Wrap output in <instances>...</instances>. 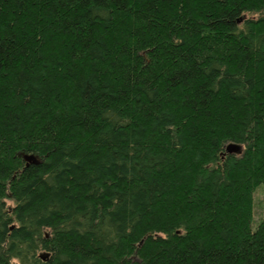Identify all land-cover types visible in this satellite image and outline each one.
Segmentation results:
<instances>
[{"label": "trees", "instance_id": "16d2710c", "mask_svg": "<svg viewBox=\"0 0 264 264\" xmlns=\"http://www.w3.org/2000/svg\"><path fill=\"white\" fill-rule=\"evenodd\" d=\"M259 186L264 0H0V264H264Z\"/></svg>", "mask_w": 264, "mask_h": 264}, {"label": "rangeland", "instance_id": "374dc122", "mask_svg": "<svg viewBox=\"0 0 264 264\" xmlns=\"http://www.w3.org/2000/svg\"><path fill=\"white\" fill-rule=\"evenodd\" d=\"M254 219L252 227L255 229L257 223L264 217V186H259L253 195Z\"/></svg>", "mask_w": 264, "mask_h": 264}, {"label": "water", "instance_id": "95a60500", "mask_svg": "<svg viewBox=\"0 0 264 264\" xmlns=\"http://www.w3.org/2000/svg\"><path fill=\"white\" fill-rule=\"evenodd\" d=\"M240 149V147L238 145H235V144H230L228 147H227V152L228 153H235V152H238ZM25 160L28 162V163H38V160L35 156H25L24 157ZM46 256H42V259H45Z\"/></svg>", "mask_w": 264, "mask_h": 264}]
</instances>
